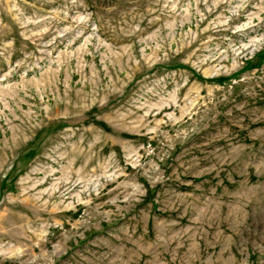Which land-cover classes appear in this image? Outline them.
<instances>
[{
  "label": "rangeland",
  "instance_id": "obj_1",
  "mask_svg": "<svg viewBox=\"0 0 264 264\" xmlns=\"http://www.w3.org/2000/svg\"><path fill=\"white\" fill-rule=\"evenodd\" d=\"M0 264H264V0H0Z\"/></svg>",
  "mask_w": 264,
  "mask_h": 264
}]
</instances>
